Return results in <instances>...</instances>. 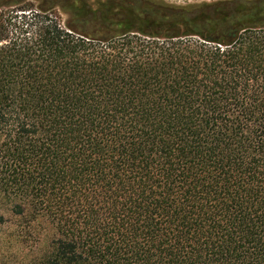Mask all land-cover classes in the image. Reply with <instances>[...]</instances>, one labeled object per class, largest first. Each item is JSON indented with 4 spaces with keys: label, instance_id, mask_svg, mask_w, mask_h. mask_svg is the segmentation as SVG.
Returning a JSON list of instances; mask_svg holds the SVG:
<instances>
[{
    "label": "trees",
    "instance_id": "trees-1",
    "mask_svg": "<svg viewBox=\"0 0 264 264\" xmlns=\"http://www.w3.org/2000/svg\"><path fill=\"white\" fill-rule=\"evenodd\" d=\"M3 5L14 264H264V0Z\"/></svg>",
    "mask_w": 264,
    "mask_h": 264
},
{
    "label": "rangeland",
    "instance_id": "rangeland-1",
    "mask_svg": "<svg viewBox=\"0 0 264 264\" xmlns=\"http://www.w3.org/2000/svg\"><path fill=\"white\" fill-rule=\"evenodd\" d=\"M47 0H0V15L13 14V11H18L20 8L15 9L3 4H13L17 2L20 7L28 10H37L41 3ZM153 2H160L170 6H195L199 4H212L216 2L232 1V0H150ZM60 7H57L53 12L61 17L62 20L69 19L72 16L71 4L78 7H86L98 12L104 7H107L110 0H58ZM65 4H63V3ZM62 5V6H61ZM64 6V7H63ZM115 12L123 11L116 5H113ZM23 8V9H24ZM27 11V10H26ZM25 11V12H26ZM18 13H22L18 11ZM116 28L121 30L133 29L144 30L145 28L140 25H119ZM6 221L0 224V264H14L16 262H27V223L25 220L13 218L7 213Z\"/></svg>",
    "mask_w": 264,
    "mask_h": 264
}]
</instances>
